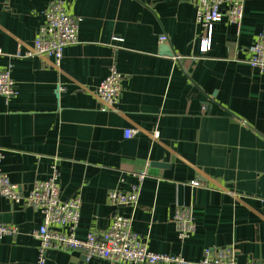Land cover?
Here are the masks:
<instances>
[{"label":"crops","instance_id":"0c3cea01","mask_svg":"<svg viewBox=\"0 0 264 264\" xmlns=\"http://www.w3.org/2000/svg\"><path fill=\"white\" fill-rule=\"evenodd\" d=\"M49 2L0 0V70L11 68L16 91L0 95L1 169L26 193L57 164L62 198L82 192L80 237L110 226L107 192L146 170L137 208L118 210L150 250L196 262L206 248L233 246L239 264L264 259V71L248 63L264 0L245 1L240 27L215 23L207 51L189 0H63L80 32L59 68L24 55ZM161 34L175 56L160 53ZM113 63L122 92L102 111L95 89ZM126 128L138 132L125 138ZM180 205L194 210L187 238L175 227ZM0 222L18 227L0 235V264H35L42 213L0 194ZM46 264L126 263L50 250Z\"/></svg>","mask_w":264,"mask_h":264},{"label":"built area","instance_id":"2783aa9c","mask_svg":"<svg viewBox=\"0 0 264 264\" xmlns=\"http://www.w3.org/2000/svg\"><path fill=\"white\" fill-rule=\"evenodd\" d=\"M246 0H189L196 8L197 23L205 24L207 36L201 42V50L211 46L212 31L215 23L226 18L230 23L241 26L244 18ZM79 19L69 13L63 0H50L44 10V21L38 29L33 45L25 56H44L59 68L64 49L79 39ZM167 36L161 34L159 42L165 43ZM21 46V44H20ZM17 55H20V49ZM248 63L252 68L264 71V26L256 37ZM123 75L115 63L95 89L96 98L102 111L114 110L122 92ZM15 81L11 68L0 70V95L7 99L15 95ZM138 132L134 128L124 130L125 138ZM152 137L157 139L156 131ZM1 159V157H0ZM148 172L134 173L136 182L127 190L112 188L107 192V201L115 207L111 224L105 230L91 231L84 237L78 235L81 220L82 192L77 191L63 199L59 184L60 170L57 164L46 179H36L31 189L24 193L9 174L0 167V194L13 203H22L40 211L43 215L41 226L34 232L37 240V260L35 264H46L50 250L79 251L85 258H102L113 263L126 264H239L233 246L211 249L206 248L201 260L188 261L182 254L154 252L146 240L133 230V215L118 210L121 206L136 209L140 202L142 185ZM200 185L198 180L191 182ZM176 231L182 238L191 236L196 230L192 206L180 205L174 216ZM18 233V227L0 222V235ZM247 264H264L262 260H250Z\"/></svg>","mask_w":264,"mask_h":264},{"label":"water","instance_id":"95a60500","mask_svg":"<svg viewBox=\"0 0 264 264\" xmlns=\"http://www.w3.org/2000/svg\"><path fill=\"white\" fill-rule=\"evenodd\" d=\"M160 53L165 54V55H170V56L176 55L174 49L171 47L169 43H165L160 46ZM156 165L159 166L160 163H156Z\"/></svg>","mask_w":264,"mask_h":264}]
</instances>
